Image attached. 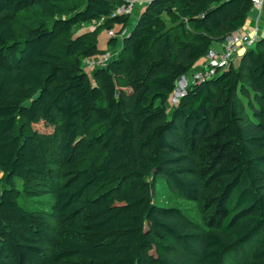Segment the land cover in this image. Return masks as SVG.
I'll return each mask as SVG.
<instances>
[{"label": "trees", "instance_id": "trees-1", "mask_svg": "<svg viewBox=\"0 0 264 264\" xmlns=\"http://www.w3.org/2000/svg\"><path fill=\"white\" fill-rule=\"evenodd\" d=\"M121 4L0 0V264H264V34L167 112L252 1Z\"/></svg>", "mask_w": 264, "mask_h": 264}, {"label": "built area", "instance_id": "built-area-1", "mask_svg": "<svg viewBox=\"0 0 264 264\" xmlns=\"http://www.w3.org/2000/svg\"><path fill=\"white\" fill-rule=\"evenodd\" d=\"M121 1V5L116 9L115 14H130L135 6L148 5L153 0H118ZM253 8H261L263 0H251ZM108 35H113V31H109ZM257 34H241L234 32L224 39L222 46L219 49H211L207 56L206 62L201 66L198 71H195L192 75V80L189 82L187 77H182L177 83V89L172 98L173 103H177L178 100L185 94L187 87L190 84H198L205 79L212 77L217 70L225 69L227 66L237 58L238 52L241 48L248 49L255 45L257 41ZM112 55L105 54L94 60H87L86 67H101L105 66L110 60Z\"/></svg>", "mask_w": 264, "mask_h": 264}, {"label": "rangeland", "instance_id": "rangeland-1", "mask_svg": "<svg viewBox=\"0 0 264 264\" xmlns=\"http://www.w3.org/2000/svg\"><path fill=\"white\" fill-rule=\"evenodd\" d=\"M144 7L145 6H135L133 8L132 13L130 14V25L127 28V32L135 24L136 20L138 19L140 13L143 11ZM96 26H98V23L97 22L96 23L84 24V25H81V26L77 27L74 32H75V34H83L85 32H91L92 30H94V28ZM109 38H110V36L105 31L102 32L98 36V47H99V49L103 50L105 52V54H108L110 56V55H113L114 53L117 52L116 51L117 48L113 49V48L109 47V44H108ZM259 38L260 37H258L257 40ZM119 39L121 40V37H119ZM216 46H217V44L214 43L213 48H215ZM96 58L97 57H95V58H93L91 60L96 61ZM233 62H234V65L237 66L238 65V58H234ZM92 69H93V67L86 68L85 70L87 72H91ZM187 77H188L187 79L189 80V82H191L190 76L187 75ZM171 102H172V100H171ZM171 102L169 103V106L167 108V112L168 113H170L171 109L174 107V103L173 102L171 103ZM36 126H33V130L36 133H39V134H50L52 132V130H53V128L51 126H49V127H45L43 125H36ZM2 179H3V172L0 169V189H1V185H2L1 184ZM16 188L20 192L21 187H20L19 184H18V186ZM19 201L26 208L38 206L36 203H31L28 200H25L21 196V192L19 194ZM154 202L157 203V204H159V205H163V206H173V207L177 206L179 208H191V209L194 208V205L193 204L188 203V202H186L184 200L175 199V198H171V197L169 198L168 197V193L166 191H164V190H161V189H158V191H157V193L155 195V198H154Z\"/></svg>", "mask_w": 264, "mask_h": 264}, {"label": "crops", "instance_id": "crops-1", "mask_svg": "<svg viewBox=\"0 0 264 264\" xmlns=\"http://www.w3.org/2000/svg\"><path fill=\"white\" fill-rule=\"evenodd\" d=\"M132 13V12H131ZM237 33H241L243 35L245 34H253L254 32L257 34L258 37H262L264 34V0L261 8H253L246 18V21L239 30L236 31ZM217 46L215 48L212 47V49H219L222 46V42L216 43ZM246 49L241 48L238 52L237 58L240 57ZM200 65L195 66L193 68V72L199 70Z\"/></svg>", "mask_w": 264, "mask_h": 264}]
</instances>
